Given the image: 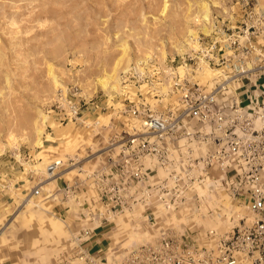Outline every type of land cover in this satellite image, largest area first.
I'll list each match as a JSON object with an SVG mask.
<instances>
[{"label":"rangeland","instance_id":"rangeland-1","mask_svg":"<svg viewBox=\"0 0 264 264\" xmlns=\"http://www.w3.org/2000/svg\"><path fill=\"white\" fill-rule=\"evenodd\" d=\"M234 1L0 0V152L13 165L12 170L0 168L9 172L11 184L9 194L0 197V264L76 262L71 232L89 215L100 221L89 222L92 237L83 241L94 242L90 249L101 250V256L107 250L117 256L170 229L224 233L240 217H248L244 204L226 188L221 170H208L194 183L198 170H188L189 180L178 178L183 170H156L149 176L163 178L167 203L142 199L140 187L136 202L126 193L128 205H100L92 179L81 180L104 160L99 153L111 129L86 128L78 121L59 125L52 116L59 86L78 83L88 97L113 95L123 87L121 73L132 64L148 59L169 64L190 53L196 47L190 33L195 37L199 31L205 7L209 17L228 11ZM257 1L264 7V0ZM110 3L119 8L108 12ZM108 22L112 25L101 31ZM104 53L115 57L107 59ZM203 77L207 80V74ZM99 78L109 80L107 89L98 84ZM127 83L123 98L142 89ZM100 118L108 122V117ZM57 159L75 164L65 163L48 176L46 166ZM171 171L177 178L172 179ZM36 180L41 181L40 194L32 196ZM72 182L80 185L66 204L50 196L56 187Z\"/></svg>","mask_w":264,"mask_h":264},{"label":"built area","instance_id":"built-area-1","mask_svg":"<svg viewBox=\"0 0 264 264\" xmlns=\"http://www.w3.org/2000/svg\"><path fill=\"white\" fill-rule=\"evenodd\" d=\"M198 23L190 53L169 64L152 59L132 64L121 73L123 87L113 95L88 97L78 83L59 86L52 116L59 125L78 121L86 128L111 129L99 153L104 160L81 180L92 179L100 205H128L126 193L136 202L140 187L142 199L167 203L163 178L149 176L156 170H183L178 177L183 180L191 178L188 170H198L191 183L208 170H221L226 188L244 204L248 217L224 233L170 229L117 256L108 250L101 256V250L90 249L94 242L83 241L92 237L89 222L100 221L89 215L78 219L71 232L70 251L77 261L64 264H264V7L257 0H235L228 11ZM130 81L142 89L123 98ZM65 163L75 164L54 160L46 166L47 175ZM2 166L13 169L0 152ZM8 173L0 171V197L9 194ZM169 175L177 178L175 171ZM40 182L31 187L32 196L40 194ZM79 185L65 183L50 196L66 204Z\"/></svg>","mask_w":264,"mask_h":264},{"label":"bare ground","instance_id":"bare-ground-1","mask_svg":"<svg viewBox=\"0 0 264 264\" xmlns=\"http://www.w3.org/2000/svg\"><path fill=\"white\" fill-rule=\"evenodd\" d=\"M111 5L107 8L108 9V12H111L112 10L113 11H115L116 9H118L119 8V6L118 5H114L113 3H110ZM164 7H166V5L164 4ZM163 7V8H164ZM162 8V11L164 10ZM205 13L203 14V19H207L208 18V9H207V7H205ZM98 12V11H97ZM98 13H100V12H98ZM114 17H115V14H113V13H111V19L110 20H113V21H115V19H114ZM102 20V19H101ZM96 23H99V22H96ZM101 23V22H100ZM110 22H108V24H106V26H104V27H99V29L101 30V31H105V28H107V27H110V25H112V24H109ZM105 24V23H104ZM114 24H117V22H115ZM205 28L206 27H204L203 28V30H205ZM190 35L192 36V38H195L194 37V33H190ZM122 43H123V47H122V50L123 51H126V49H127V46L125 45V41H122ZM90 55V54H89ZM104 55H105V57L107 58V59H112L113 57H115L114 56V54H110V53H107V54H105L104 53ZM109 75V74H108ZM110 76V75H109ZM109 81V80H108ZM105 78H99L98 79V84L103 88V89H107L108 88V86H109V82H108ZM112 88H116V86H115V84L114 85H112ZM41 132H42V129L41 128H38L37 129V131H36V133H37V135H38V137H39V135H41Z\"/></svg>","mask_w":264,"mask_h":264}]
</instances>
